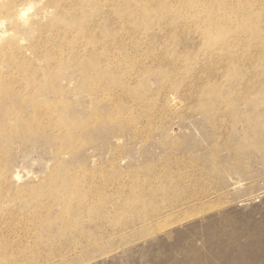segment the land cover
Returning a JSON list of instances; mask_svg holds the SVG:
<instances>
[{
	"label": "rangeland",
	"instance_id": "374dc122",
	"mask_svg": "<svg viewBox=\"0 0 264 264\" xmlns=\"http://www.w3.org/2000/svg\"><path fill=\"white\" fill-rule=\"evenodd\" d=\"M62 3L0 0V71L31 93L0 100V264H264L261 51L240 32L230 53L207 44L212 17L178 0ZM57 22L72 26L51 52L40 26Z\"/></svg>",
	"mask_w": 264,
	"mask_h": 264
},
{
	"label": "bare ground",
	"instance_id": "6f19581e",
	"mask_svg": "<svg viewBox=\"0 0 264 264\" xmlns=\"http://www.w3.org/2000/svg\"><path fill=\"white\" fill-rule=\"evenodd\" d=\"M125 1V0H122ZM131 3L133 6L136 1L135 0H127ZM153 1V0H151ZM160 1V0H157ZM213 1V2H211ZM50 6L52 7H59V6H65L64 3H62V0H49ZM188 5L190 7V11H194L195 6H200V10L205 11L212 17L211 19V24L212 27L214 28L213 33L208 34L207 37H204L206 39L205 42L207 44L211 43H218L220 40L221 41H228L230 45H227L224 48L225 52H231L233 50V36L237 33H241L243 43L241 44L242 48V54L246 55L249 53H252L255 49L261 51V56L264 57V30L263 28L261 29V25L264 24V15H259L257 13H254L251 11V5H252V0L250 2L244 1L238 3L236 6H233L227 2H223V8L224 11L220 12L218 9V3L214 2V0H205L203 3L200 0H178L177 7H178V14L181 17L183 14L184 17V11L180 10V5ZM30 3L27 4V6H23L22 4H14L11 6L9 9L10 14H8L7 19L11 22H19L18 20L23 19L25 11L30 7ZM78 5L74 4V7ZM175 7V8H177ZM130 7L129 9H131ZM182 13V14H181ZM241 15H246V17H242ZM56 20L59 21L60 14H56ZM157 17L160 18L162 17L161 14H157ZM152 18V17H151ZM247 18V21L245 20ZM136 18L133 19L135 21ZM139 19H144L142 16L139 17ZM150 19V18H149ZM185 19V18H184ZM4 18L0 17V25L2 22H4ZM191 22H194V18L190 20ZM63 28L58 22L55 23L54 25L52 24L51 26H46V25H41L40 26V31L45 39V41L48 42V46L50 47L51 52H55L58 48L62 47L63 41L66 40L67 38V33L65 30L68 27L72 26V23L64 24ZM194 24V23H193ZM246 24H254L253 27L251 28H244ZM6 30L4 28H1L0 26V39H2L5 36ZM136 37L140 40L142 37H150V38H155V34L152 32L151 34H145L142 32H137L135 33ZM128 35V34H126ZM129 39V37H128ZM224 39V40H223ZM132 41H136V39H133ZM231 41V42H230ZM44 46V43H40L38 47H36L37 54L39 55V48ZM3 46H0V54L3 51ZM233 48V49H232ZM74 55H77V52L75 50H72ZM9 52H4L1 54V58H6L4 61L7 64H11L12 61L8 57ZM52 68L51 66L46 67L45 69ZM44 69V70H45ZM16 70L17 74L20 75L22 72H26L25 70H20L17 69L13 66L8 68V72L4 73L0 71V86L3 84L4 80L8 81L9 86L6 89H2L0 87V100L2 102H5L8 99H15L17 102L19 100H22L23 97H25V93H30L26 89L18 88L15 86V80L13 77V73ZM63 71L65 69L62 68ZM43 74L45 71H42ZM40 73L38 70H32L30 73H25L26 77H28V81L31 82L32 79L36 78L37 76L35 74ZM24 74V75H25ZM50 82H45L42 86H40V90H43L46 85H48ZM129 91L131 89L129 88ZM25 92V93H24ZM31 94V93H30ZM18 98V99H17ZM171 100H174V97L171 98ZM33 113H30L28 117H31ZM39 116V114H37ZM34 126L37 127L38 133H41L42 131L40 129H46L47 131L50 132L51 129L57 128L55 123L52 122H45V121H34L33 122ZM61 127H63L64 132L66 133V141H65V146L70 147L72 143L75 141V135H76V129L71 128L68 122L65 123H60L59 124ZM11 177H17L16 174ZM3 182L4 184H8V178H3L1 179L0 175V183ZM71 201V200H70ZM68 201L67 203H70Z\"/></svg>",
	"mask_w": 264,
	"mask_h": 264
}]
</instances>
